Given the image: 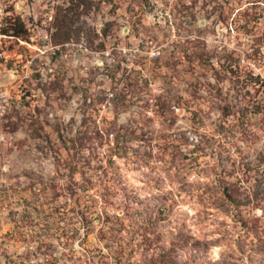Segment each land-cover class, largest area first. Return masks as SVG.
I'll use <instances>...</instances> for the list:
<instances>
[{
	"label": "rangeland",
	"instance_id": "374dc122",
	"mask_svg": "<svg viewBox=\"0 0 264 264\" xmlns=\"http://www.w3.org/2000/svg\"><path fill=\"white\" fill-rule=\"evenodd\" d=\"M0 264H264V0H0Z\"/></svg>",
	"mask_w": 264,
	"mask_h": 264
}]
</instances>
